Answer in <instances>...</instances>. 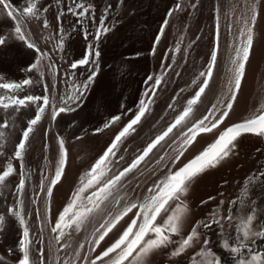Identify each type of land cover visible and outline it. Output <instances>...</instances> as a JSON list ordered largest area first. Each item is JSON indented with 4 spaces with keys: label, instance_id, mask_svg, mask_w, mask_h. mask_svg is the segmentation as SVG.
<instances>
[{
    "label": "rangeland",
    "instance_id": "obj_1",
    "mask_svg": "<svg viewBox=\"0 0 264 264\" xmlns=\"http://www.w3.org/2000/svg\"><path fill=\"white\" fill-rule=\"evenodd\" d=\"M106 1L82 0L86 5L91 4L94 6V11L90 13V16L94 15L95 19H92L90 17L78 18L68 11L69 7L75 8L74 0H48V4L40 7L38 11L39 18L37 19L22 16L19 6L10 0V3L17 9L15 15L17 20L21 21L22 28L28 38L48 56L41 60L39 71L36 69L27 71L38 56V53L33 49L35 56L27 60L26 63L28 64L26 65L25 63L15 62L13 55L10 56L12 59L8 57L9 59L6 58L8 60L3 61L4 58H1L0 76L3 77V80L0 82L20 83L24 79H32L34 83L24 86L22 90L16 92L0 89V96L9 95L24 98L27 95H47L50 104L45 108L41 120L33 126V132L29 135L23 160L15 158V146L21 141L23 131L26 130L29 121L37 114V109L42 106V101L26 102V106H21L18 109L15 107L0 108V125L5 121L8 123L7 128L0 127V132H3L5 136L3 138L5 140H2L3 142L0 140V143L8 142L9 137L14 138H12L13 141L10 139L13 142L12 156L7 157L3 153L0 154V161L2 160L0 162V172L6 170L9 162L16 168V172L6 178L3 185H0V215L5 216L3 229L0 230V264H18L23 256L20 249L23 228L18 220L8 212L10 208L20 211V201L23 202V214L30 230L31 239L35 242L39 237L42 241L40 244L33 243L30 255L35 258V249H42L44 264H63L65 260H68L69 264H84V257H87L90 262L118 237L126 226L129 217H131V213L101 242L95 252L92 251V237L98 235L95 229L109 214L114 216L126 204L142 202L145 196L149 194L148 189L152 187L153 183L161 179L169 168L175 170L173 167L175 164L172 163V160L180 148L179 134L184 130L183 127L174 129L173 133L153 149L136 169L120 181L118 186L113 189V195L101 206L99 212L92 214L83 230L79 232L72 230L71 235H66L63 240L57 242L56 236L58 233L53 232L52 228L58 215L70 201L73 192L81 186V177L92 168L113 142L115 136L138 113L141 100L148 104L149 110L140 122L134 125V131H130L126 137L122 138L117 149L114 150L115 156L109 158L110 171L104 177V180L118 174L127 167L187 107V102L193 98L201 82L205 79V77L200 76V73L207 72L211 53L217 46V30L219 41L212 78L200 101L193 106V112L188 118L187 124L190 126L193 122L202 118L214 104L217 106L216 112L218 114L221 105L226 103L227 98L230 96L228 86L229 81L233 78L234 68L231 61L240 44L241 31H247L245 21H250L253 9L257 13V17L253 30L252 50L245 66L244 78L232 111L224 124L217 128L218 130L216 129L218 134L220 128L224 129L226 126L232 125L235 118L234 114L237 113L242 119H248L257 114L264 106V0H169L166 7L162 4H155L156 1L149 0V5L146 2L141 6L128 9L129 16L136 21L137 35L139 34V37L136 35V41L133 43L134 53L136 51L135 57H138V61H136L140 63V66L143 65L141 68H144L143 76L145 75L144 78L142 77L138 99L131 106H124L120 108L121 110L105 114L102 117L101 124L95 127L74 130L72 124L69 123L70 117L89 98L95 78L86 91L80 88V91L83 92L82 96H80V92H76L79 97L78 100L69 99L76 91V87L82 85L94 69V64L91 63L88 66H78L75 69L71 68V64L85 55L88 44H92L100 52L102 39L106 34H102L98 41L94 39V35L101 20H103L104 26L110 29L107 33L116 30L115 24L118 23H113L114 12L109 4H106ZM77 2H81V0H77ZM151 2L154 3V6L150 4ZM157 5L158 7H156ZM177 5L180 6L178 10ZM159 7L164 8V10ZM153 8L155 10L156 8L159 9L155 11ZM238 10L240 11L236 12ZM76 11H79V9H76ZM61 13L63 14L61 15ZM237 14L239 18L235 17L234 19ZM236 19L238 22L235 21ZM44 20L48 21V28L43 27ZM165 21H167L166 26L164 25ZM261 25H263V29ZM248 26H251L250 23ZM235 27L239 28L240 31L239 29L235 30ZM162 28L163 34L161 35ZM6 32L8 34L5 35L10 38L11 31ZM85 32L89 33L87 40L84 38ZM237 32H240V35H237ZM157 37H159L158 43ZM61 39L63 42L62 48L57 47L61 43ZM76 50H79L80 55L76 54ZM49 64L55 65V73L48 67ZM40 71L44 73L43 76L40 75ZM148 77H152V79L149 80ZM157 79L160 80V83L153 88V84ZM45 85H48L47 91ZM146 92L147 95H145ZM64 101H67V103L65 104ZM53 106L57 109L65 107L68 110L53 119L51 115ZM117 116L120 119L112 122L113 118ZM106 124L109 126L105 127ZM216 130L199 135L193 143V147L199 139L209 140L215 134L216 137L217 132L214 133ZM215 137L209 144L216 139ZM61 139L64 141V148L67 150V163L61 181L52 190V196L48 197L46 195L47 187L60 158L59 140ZM191 146L188 147L189 149L187 148L188 150L184 152L179 161L186 157L188 151H191ZM162 156L163 159L161 160ZM190 159H187L179 167L186 164ZM149 175L150 177H148ZM146 177L148 178L145 180ZM21 178H24L26 183L23 192L19 193L17 186ZM223 183L228 185V180L225 181L224 179L221 182L222 186H226ZM41 184H43V189ZM92 191L94 189L86 191L83 194L84 197L91 195ZM229 195L232 196V193H230V190L225 189V196L228 197ZM231 198L235 197L232 196ZM255 198L256 195L252 196L250 202H248L258 209V214H260L261 205L259 201H256L258 196L257 199ZM117 200H119L118 206ZM233 201L236 203V200ZM233 210V212L230 211L228 214L220 216L225 217V219L221 220L223 229L220 225L217 226L218 229L229 232L232 226L235 227L238 223V217L250 212L247 211L245 214H241L237 212L239 209L233 208ZM133 211L135 212L136 209ZM229 214L234 218L232 222L226 219ZM163 215L167 214L162 213L157 223H160ZM197 229L200 241L199 239L195 241V247L189 248L181 256L172 257L170 255L175 245L162 248L165 262L171 263L172 261L176 262L175 260H184L191 253L200 250L201 246L199 248V245L201 243L198 244L197 242L204 241L202 237L208 238L213 230L212 228H204L202 225ZM200 229L201 231H199ZM224 240H221L217 246L218 249L217 247L215 250L213 247L209 249L220 258L221 264H236L240 257L222 247ZM81 243L85 245L83 250L79 249ZM64 244H67L68 247H63ZM229 244L230 246H236L234 241H229ZM77 251L80 252L79 257L76 256ZM242 255L245 259L250 258L244 253ZM97 264H105V262L98 261Z\"/></svg>",
    "mask_w": 264,
    "mask_h": 264
},
{
    "label": "snow or ice",
    "instance_id": "obj_2",
    "mask_svg": "<svg viewBox=\"0 0 264 264\" xmlns=\"http://www.w3.org/2000/svg\"><path fill=\"white\" fill-rule=\"evenodd\" d=\"M74 3L75 8L69 7V12H72L78 18L90 17L95 19L94 15L90 16V13L94 11L93 5H86L82 2V0L81 2L74 0ZM179 7V5L176 6L177 10ZM76 9H79V11H76ZM16 11L17 9L12 3H10V0H0V12H3L14 22L15 38L24 42L29 49H33L36 53H38L35 62L31 64L27 71H32L33 69L39 71L41 68V60L48 56V54L42 52L41 49L28 38L25 30L22 28L21 21L17 20V16L15 15ZM38 11L39 9L37 8V4L30 0L29 5L21 10V15L38 19ZM62 14L63 13H61V15ZM169 15H171V13H169ZM256 17L257 13L253 9V15L250 18V21H245L247 31H241V41L236 49L235 56L231 61L234 68L233 78L229 81L228 86L230 96L227 98V102L221 105L218 114L216 112L217 106L214 104L202 118L196 120L190 126L187 124L188 118L193 112V106L200 101L201 96L208 88L209 81L212 78L213 68L217 60L219 41V32L217 30V46L211 53L207 72L200 73V76L205 77V79L201 82L198 91L195 92L193 98L187 102V107L175 118L174 122L171 123L162 133L157 135L155 139L147 145L142 153L132 160L127 167H125L118 174L104 180V177L110 171L109 158L115 156L114 150L117 149L122 138L126 137L130 131H134V125L138 124L141 118L149 110L148 104H146L144 100L140 101L141 107L139 108L138 113L119 132V134L115 136L113 142L106 149L103 155L95 162L92 168L81 177V186L73 192L70 201L58 215L52 228L53 232L58 233L56 236L57 242L63 240L66 235H71L72 230L76 232L83 230V227L89 221L92 214L99 212L101 210V206L113 195V189L118 186L120 181L128 173L136 169L145 160V158L148 157L153 149H155L161 144V142L165 141L166 138L173 133L174 129L183 127L184 130H182L179 134L180 148L177 150V154L172 160L173 164L179 162L180 158L184 155V152L187 151V148L196 141V138L200 134L211 133L224 124V121L228 118L229 113L232 111L233 104L236 101L237 93L241 88V83L244 78L245 66L249 60L253 46V30ZM249 23L251 26H248ZM164 25H167V21L164 22ZM43 27H49L47 20H44ZM109 30L110 29L108 27L104 26L103 20H101L97 27V31L95 32L94 39L98 41L101 35L106 34ZM162 34L163 28L161 29V35ZM88 36L89 33L85 32V40L88 39ZM5 42L6 38L4 36H0V45H4ZM158 42L159 37H157V43ZM57 47H63L62 39L61 43L57 45ZM99 56V50L92 44H88L86 46L85 55L78 61L73 62L71 64V68L75 69L78 66H88L90 63L95 64ZM48 67L55 73L56 69L54 64H49ZM96 71V69H92L91 73L87 77V80L82 85L76 87V91L73 92L69 99H72L73 101L78 100L79 97L76 95V92H80V96L83 95L80 88H83L85 91L87 90L89 84L95 78ZM40 75L43 76L44 73L40 71ZM148 79L151 80L152 77H148ZM2 80L3 77L0 76V81ZM33 83L32 79H24L20 83L0 82V89L16 92L22 90L24 86L32 85ZM159 83L160 80L157 79L153 84V88L158 86ZM45 90H48V85H45ZM147 94L148 93L146 92L145 95ZM38 101H42V106L38 107L37 114L29 121L26 130L22 133L21 141L15 146L16 150L14 155L17 160H23L29 135L33 132V126L41 120L45 108L50 104V100L47 95H27L24 98L9 95L0 96V108L3 109H8L10 107L18 109L21 106H26V102L35 103ZM64 103L66 104L67 101H64ZM262 108H264V106H262ZM66 110L68 109L65 107L57 109L53 106L51 113L52 118L55 119L56 116ZM119 119V116L114 117L112 122ZM108 126V124L105 125V127ZM0 127L7 128L8 123L5 121L2 125H0ZM244 134H253L264 137V110H260L259 114H254L251 118L243 120L242 122L226 126L219 132L216 139L209 144L205 150L174 171L169 168L168 172L148 189L149 194L145 196L142 202L127 204L114 216L109 214V216L105 218L102 223H100L99 227L95 229V232L98 233V235H93L92 237L93 252L99 248L101 242H103L105 238L108 237L114 229H116L117 225H119L125 217H129L130 213L132 215L129 217L126 226L122 229L118 237L99 254H97L90 262L87 260V257H84V264H97L98 261H104L105 264H148V257L151 254L162 248H167L169 245H175L170 253L172 257L181 256L189 248L195 247L194 242L199 239V232L196 230V227H193V229L179 241H174L172 239L174 235H180L182 219L188 211L187 204L182 198L187 196L191 182L194 181L197 176L209 168L217 167L223 160L227 159L232 154V151L236 147L235 142ZM3 138L4 133L0 132V140H3ZM59 145L60 158L55 168L54 175L50 179L47 187L46 195L48 197L52 196V190L61 181L67 163V150L64 148V141L62 139L59 140ZM160 159L162 160L163 156ZM15 172L16 168L11 162H9L6 170L0 172V185H3L6 178ZM260 175L264 176V172ZM249 179H251V177ZM25 183L24 178L19 180L17 186V191L19 193L23 192ZM41 188L43 189V184H41ZM89 189H94V191L91 192V195L84 197L83 194ZM116 203L118 206L119 200H117ZM232 203H235V201ZM241 203H243V201H241ZM20 205V211H17L15 208L8 209L11 216L18 220L19 224L23 228L22 239L20 241V249L23 256L18 261V264H44V253L42 249H35V258H32L30 255L33 243L40 244L42 241L39 237L35 242L31 239L30 230L23 214L22 201H20ZM134 209H136L135 212L133 211ZM162 213H166L167 215L160 223H157V220L161 217ZM223 219H225V217H220L219 219L213 217L211 222H198L197 227L202 225L204 228H210L211 224L215 223L220 225L221 229H223V224H221V220ZM226 219L229 222H232L234 218L232 215H228ZM255 219L256 216L254 210L250 214L238 217V223H236L235 228L240 236L237 239L236 246H230L227 239L223 241V248L228 249L231 253L240 257L236 261V264H264V252H254L248 259L243 258L242 255L243 250L248 247L246 241L253 237L264 238V230L254 231ZM4 223L5 216L0 215V230L3 229ZM208 243L209 241L205 239L200 250L192 254V264H221L220 258L216 256L211 249L207 248ZM63 247L66 248L68 245L64 244ZM84 247L85 245L83 243L79 245L80 250H83ZM76 256H80L79 251L76 252ZM197 256L200 257L199 261L196 260ZM63 264H69L68 260H65Z\"/></svg>",
    "mask_w": 264,
    "mask_h": 264
},
{
    "label": "bare ground",
    "instance_id": "obj_3",
    "mask_svg": "<svg viewBox=\"0 0 264 264\" xmlns=\"http://www.w3.org/2000/svg\"><path fill=\"white\" fill-rule=\"evenodd\" d=\"M11 1L12 3L18 5L21 10L26 6H28L30 2V0H11ZM47 1L48 0H32V2H35L37 4L38 9H40L42 5L48 4ZM153 1L154 2L156 1L155 4H162L165 7L169 3V0H153ZM106 2H107L106 4H109L111 10H113L114 12V16L112 15L113 23H118V24H115L116 30H114V32L106 33V35L103 36L101 49H100V56L96 60V63L94 64V69H96L97 71L95 75V80L93 82L94 86H92L91 89L92 91L90 93V96L82 104V106H80L79 109L76 110L73 115H71L69 120V123L72 124L74 130H80L83 128L85 129L86 127H95L101 124L102 117L105 114H109L121 110L120 108H123L124 106L133 105L140 95L139 91L142 83V77L144 78L145 76V75L143 76L144 68L143 69L141 68V66L143 65L141 64L140 66V63L137 62L138 57L137 58L135 57L136 51L134 53L133 43L134 41H136L135 38L138 33V28L135 19L129 16L128 9L132 7L135 8L137 6H141L144 3L146 2L148 3L150 1L149 0H107ZM150 4H153L152 6H154V3L151 2ZM147 5H149V3ZM156 7H158V5ZM159 8H156V10L154 8L153 9L157 11V9ZM160 9L164 10V8L163 9L160 8ZM239 11L240 10L236 12ZM235 17L239 18L238 14L234 16V19ZM235 21L238 22L237 19ZM236 27L235 30L239 29ZM239 27L241 29V26ZM262 27L263 25H261V28ZM6 31H11V33L9 32L11 34L10 38L5 35L8 34ZM237 33H238L237 35L241 34L240 32ZM138 35L137 37H139ZM0 36H4L6 38L5 44L0 45V59L4 58L3 61L8 60L10 56L13 55V60L15 62L17 61L23 64L25 63L26 65L28 64L26 63L27 60L32 58V56H35V53L32 49H29L24 42L19 41L18 39L15 38L14 22L10 18H8L3 12H0ZM72 48L74 49V47ZM72 48L71 50H73ZM78 52L79 50H76V54L80 55V53ZM229 57L231 56L229 55ZM10 59H12V57ZM0 61L2 62V60ZM229 62H230V58H229ZM234 115L235 118L233 119L232 124L239 122L240 120L241 121L246 120V119H242L241 116L239 117L237 113ZM221 129L222 128H220V131L223 130ZM217 130L214 133H216ZM215 135H213L209 140L204 141L199 139L194 147L192 144L190 148L191 151H188L189 153L187 154L185 153L186 157H184L178 163H175V165L173 166L174 169H177L187 159H190L191 157L198 155L197 153L201 152L202 149L206 147V145L213 140ZM12 138L13 137L11 138L9 137V139L7 138L8 142L5 141L4 144L0 143V152L3 153L4 156L7 157L12 156V149H13L12 141L14 139ZM235 144H236L235 149L232 151V154L227 159L223 160L217 167L209 168L208 170L197 176L194 179V181L191 182V186L189 188L187 196L182 198L187 204L188 211L182 219L180 235L179 236L174 235L172 238L174 241H179L182 237L186 236L193 229V227H196V229L199 228V226L197 227L198 222L200 221L209 222L213 217L218 219L223 214L224 215L226 213L228 214V212L230 211L233 212L234 211L233 208L239 209L237 210V212L241 214H245L247 211H250L249 213H247L250 214L254 210L256 216V219L254 221V231L264 230V208H263L264 176L260 175L262 172H264V137H260L252 134H244L235 142ZM148 177H150V175ZM148 177H146L145 180ZM250 177L251 179H249ZM224 179L225 181L226 179L228 180V185L224 184L225 182L223 183L226 186L221 185V182ZM224 188L230 190V193H232V196H234L235 198L232 199L231 195L226 197ZM255 195H256L255 199H257L258 196V199L256 201H259L261 205V209H259L260 214H258L257 211L258 209L254 208L252 204L249 203L250 198ZM233 200H236V203H232ZM241 201H243V203H241ZM165 217L166 215H163L162 219ZM217 226H218L217 224L213 223L210 227L212 228L213 232L212 234L210 232L211 235H209V237L206 238L209 241L207 248L213 247V249L215 250V248L220 244L221 240L224 239H228V241L231 242L234 241L237 243V239L240 236V234L236 231V228L234 226H232L229 232L226 231L228 234L218 229ZM199 231H201V229ZM202 238H204L205 240V237ZM197 243L198 244L201 243L199 245V248L200 246L202 247L203 241ZM246 243L248 247L243 250V253L246 254L247 257L248 256L250 257L254 252H264V238L253 237L250 240L246 241ZM192 254L193 253H191L184 260H178V261L175 260L176 262L170 261L171 263H168L165 262L163 251L162 249H160L148 257V264H192V260H191ZM196 260L199 261L200 257L197 256Z\"/></svg>",
    "mask_w": 264,
    "mask_h": 264
}]
</instances>
